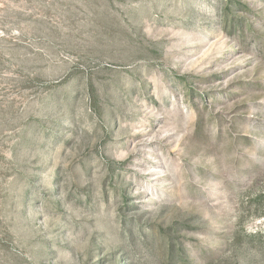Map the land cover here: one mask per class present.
Wrapping results in <instances>:
<instances>
[{
	"label": "rangeland",
	"instance_id": "374dc122",
	"mask_svg": "<svg viewBox=\"0 0 264 264\" xmlns=\"http://www.w3.org/2000/svg\"><path fill=\"white\" fill-rule=\"evenodd\" d=\"M0 264H264V0H0Z\"/></svg>",
	"mask_w": 264,
	"mask_h": 264
}]
</instances>
